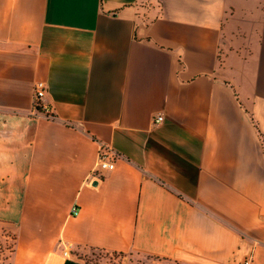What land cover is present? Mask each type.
I'll use <instances>...</instances> for the list:
<instances>
[{
	"label": "crops",
	"instance_id": "1",
	"mask_svg": "<svg viewBox=\"0 0 264 264\" xmlns=\"http://www.w3.org/2000/svg\"><path fill=\"white\" fill-rule=\"evenodd\" d=\"M263 142L264 0H0V264H264Z\"/></svg>",
	"mask_w": 264,
	"mask_h": 264
},
{
	"label": "trees",
	"instance_id": "2",
	"mask_svg": "<svg viewBox=\"0 0 264 264\" xmlns=\"http://www.w3.org/2000/svg\"><path fill=\"white\" fill-rule=\"evenodd\" d=\"M264 147V142H263ZM16 246V236L13 232L2 229L0 231V262L9 263L12 255L14 254ZM97 252V254H96ZM88 256L87 254L80 255L82 260L86 264H114V261L118 260L121 257L127 255V264H153L160 260L156 257L142 255L139 253H117V252H106L103 250H91V253ZM176 264V263H175Z\"/></svg>",
	"mask_w": 264,
	"mask_h": 264
},
{
	"label": "built area",
	"instance_id": "3",
	"mask_svg": "<svg viewBox=\"0 0 264 264\" xmlns=\"http://www.w3.org/2000/svg\"><path fill=\"white\" fill-rule=\"evenodd\" d=\"M46 96V87L42 82H36L33 87V106L34 108L39 109L40 117L52 118V111L47 106H42L41 101ZM37 116V117H38ZM154 124H159L163 121L162 115H157L154 118ZM117 154L110 146L100 145L99 146V157L97 162L98 175L95 176V179L99 178L100 172L112 171L115 168V162L117 160ZM78 212L77 208H72V213L76 214ZM66 252H64V255Z\"/></svg>",
	"mask_w": 264,
	"mask_h": 264
},
{
	"label": "rangeland",
	"instance_id": "4",
	"mask_svg": "<svg viewBox=\"0 0 264 264\" xmlns=\"http://www.w3.org/2000/svg\"><path fill=\"white\" fill-rule=\"evenodd\" d=\"M7 230V229H5ZM9 231V230H8ZM97 254V252H96ZM88 256H90L89 254H87ZM91 258V256H90ZM127 255L124 257L119 258L118 260L114 261V264H127ZM105 264V263H104ZM153 264H175V263H171L169 261H158V262H154Z\"/></svg>",
	"mask_w": 264,
	"mask_h": 264
}]
</instances>
